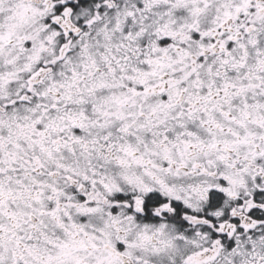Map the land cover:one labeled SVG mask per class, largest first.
I'll return each instance as SVG.
<instances>
[{
  "label": "snow or ice",
  "instance_id": "snow-or-ice-1",
  "mask_svg": "<svg viewBox=\"0 0 264 264\" xmlns=\"http://www.w3.org/2000/svg\"><path fill=\"white\" fill-rule=\"evenodd\" d=\"M0 264H264V0H0Z\"/></svg>",
  "mask_w": 264,
  "mask_h": 264
}]
</instances>
